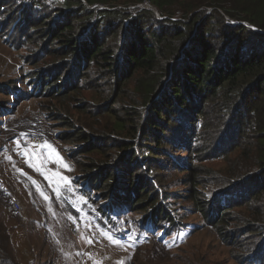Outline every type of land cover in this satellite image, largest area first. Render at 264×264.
I'll list each match as a JSON object with an SVG mask.
<instances>
[{
    "label": "trees",
    "instance_id": "trees-1",
    "mask_svg": "<svg viewBox=\"0 0 264 264\" xmlns=\"http://www.w3.org/2000/svg\"><path fill=\"white\" fill-rule=\"evenodd\" d=\"M8 1H14V5H6ZM142 1L52 0L50 8L45 10L48 4L43 0H0L1 43L10 48L21 47L19 44L29 40V32L32 38L42 23L48 24L42 31L43 39L57 40L60 49H64L59 56L50 46V55L63 59L65 69H70L64 76L53 67L27 70L23 80L26 93L22 94L62 99L83 87V75L92 74L95 67L114 86L122 89L128 85L127 105H120L115 99L100 106L112 122L111 127L93 128L96 132L88 127L92 130H87L89 133L82 130L72 133V141L79 145L74 146L71 154L101 153L99 144L94 142L97 137L107 139L111 143L107 148L112 150L111 159L107 156L103 161L96 159L90 163L98 170L107 167V177L116 174L121 182L113 184L105 179L106 183L100 185L99 177L84 173L78 181L101 197L104 208L111 214L125 213L127 209L143 211L144 218L153 224L160 219L173 224L180 215L166 204L170 193L161 192L157 186L160 181L152 176L156 169L148 164L150 156L159 157L163 151L169 153L164 147L180 127L186 126L183 115L190 118L194 129L198 126L203 132L206 123L202 113L210 107L220 110L224 121L215 140L226 144L228 150L241 147L243 139L249 140V146L244 143L246 149L241 147V158L247 159L254 145L251 159L257 162L252 164L254 168L228 172L230 175L225 180L213 181L215 186L208 192H198L197 186H193L190 213L200 214L208 225L218 228L226 237V231L232 227L227 213L244 204L251 215L248 218L253 219L249 226L256 231L255 236L245 238L263 245L246 253L244 260L247 264H264V207L249 204L259 202L264 194V0L189 1L180 5L182 16L177 20H171V8H164L172 0H148L165 13L161 20L136 7ZM95 2L106 6L93 10L84 5ZM75 14L86 19L75 21L72 18ZM54 109L50 106L48 112H55ZM236 110L244 116L241 123L237 122L241 131V134L237 132L238 136L227 122L233 119L236 124ZM101 130L103 135H93ZM56 136L61 135L57 132ZM217 150L200 154L206 159L224 156L222 150L217 155ZM132 169L139 170L141 175ZM100 175L105 177L107 169Z\"/></svg>",
    "mask_w": 264,
    "mask_h": 264
},
{
    "label": "rangeland",
    "instance_id": "rangeland-1",
    "mask_svg": "<svg viewBox=\"0 0 264 264\" xmlns=\"http://www.w3.org/2000/svg\"><path fill=\"white\" fill-rule=\"evenodd\" d=\"M43 1L48 4L44 9L48 10L52 0ZM189 1L197 0H172L170 5L164 6L172 9L171 20L182 16L180 5ZM8 4L14 5V1ZM84 5L93 10L106 6L102 2ZM136 7L160 20L165 18V13L148 0ZM72 18L78 22L86 19L81 14ZM47 26L42 23V28L32 38L29 32V40L18 48H10L0 41V264H247L245 254L263 246L245 238L256 235L249 226L253 219L248 218L251 216L248 208L243 204L227 213L232 227L226 231L228 236L222 234L223 237L218 228L208 225L200 214L190 213L193 210L189 197L193 186H197L198 192H208L215 186L212 182L225 180L230 175L228 172L254 168L252 164L257 160L251 157L255 146L250 148L252 154L243 159L241 147L246 149L244 143L249 146V140L243 139L241 147L230 150L223 142L218 144L215 137L224 117L216 108L210 107L202 113L206 128L201 130L209 135L207 137L198 126L194 129L190 118L183 115L185 130L180 127L177 135L170 138V143L164 147L169 153L162 150L159 157L151 155L148 162L155 166L152 176L160 181L157 186L161 192L170 193L166 204L176 210L179 220L171 224L160 219L153 224L144 218L143 211L128 209L125 213L111 214L104 208L103 199L78 181L84 173L99 177L100 185L106 183L105 179L113 184L121 182L116 174L107 177V167L98 170L90 163L96 159L103 161L107 156L111 159L112 150H107L111 143L97 137L94 143L99 144L102 154H71L74 146L79 145L72 141V133L80 130L89 133L103 125L111 127L112 122L100 106L115 99L120 105H127L128 85L122 89L114 86L95 67L92 74L83 75V87L71 91L75 95L70 92L62 99L32 98L31 93L26 97L22 92L26 93L23 80L27 70L53 67L63 76L70 72L65 69L63 59L50 55V46L59 56L64 49H60L57 40L43 39L41 34ZM40 48L42 52L38 53ZM129 94L133 96L132 92ZM50 106L56 108L55 112H48ZM236 111V124L233 119L227 122L238 136L237 132L241 134V131L237 122L241 123L244 116L242 111ZM57 132L61 136L57 137ZM103 132L93 135H103ZM212 150H217V155L223 151L224 156L206 159L200 154ZM104 169L107 175L102 177ZM137 169L131 171L141 175ZM152 187L155 189L154 185ZM147 193L149 191L142 198ZM14 201L20 206L17 215L8 211ZM249 204L264 207V194L259 202ZM231 235H234L232 239Z\"/></svg>",
    "mask_w": 264,
    "mask_h": 264
},
{
    "label": "built area",
    "instance_id": "built-area-1",
    "mask_svg": "<svg viewBox=\"0 0 264 264\" xmlns=\"http://www.w3.org/2000/svg\"><path fill=\"white\" fill-rule=\"evenodd\" d=\"M20 210V206L17 202H12L8 206V211L14 215H17Z\"/></svg>",
    "mask_w": 264,
    "mask_h": 264
}]
</instances>
